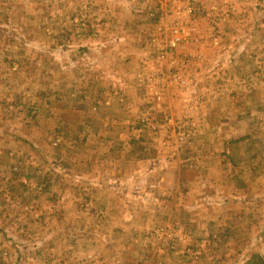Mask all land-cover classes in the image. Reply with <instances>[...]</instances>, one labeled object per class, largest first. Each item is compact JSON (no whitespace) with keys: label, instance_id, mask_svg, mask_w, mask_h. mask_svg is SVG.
<instances>
[{"label":"rangeland","instance_id":"1","mask_svg":"<svg viewBox=\"0 0 264 264\" xmlns=\"http://www.w3.org/2000/svg\"><path fill=\"white\" fill-rule=\"evenodd\" d=\"M141 1L112 0L118 6L128 3L137 6ZM3 3L9 7L7 11H0V52L5 49L16 56L14 60H9L10 72L6 80L18 83L24 89L31 86L34 91H40L49 80H60L58 61H51L52 65H49L48 58H55L54 54H59L63 43L68 40L109 38V29L99 27L97 21L103 19L96 14L98 7L92 5V0H5ZM248 3L250 7L246 11L236 12L243 16L240 18L242 23L233 24L224 30L223 42L228 45V51L216 54V59H212L216 65L214 71L197 77L190 95L191 103L184 107L192 110L189 109L190 112L180 123L165 129L170 131L175 128L189 136L188 141L179 142L180 149L185 152L200 148L208 150L207 154L217 156L215 162L218 163L219 171L203 173V182L193 186L194 193L188 198L190 201L187 200V204L183 203L178 208L177 214L182 221H178L177 214L171 210V222L179 225L181 222V234H186L189 239L184 241L176 237L175 242L160 241L161 228L168 227L172 231L176 229L171 223H163L170 215L171 205L167 201L170 202L174 195L156 192L157 186L149 187V205L152 207L147 206L146 200L139 199L146 205L139 203L131 207V211L135 212L131 229L128 220L117 222L119 225H116V229H124L127 223L126 228L132 235L117 234L118 237L110 239H116L115 244L133 246L128 264H245L252 254H259L264 258V65H261L262 69H258L254 63V54L260 40H264V0ZM81 4L85 8H80ZM105 7L108 13L109 7ZM238 8L243 9L240 5ZM139 40H143L142 36ZM205 53L208 55L209 51L206 50ZM13 63L16 65L15 71L11 70ZM254 67L262 71L260 76L255 75ZM46 68L52 70L53 76ZM33 94V105L31 100L24 101L21 98V102L16 105L9 101L8 107L0 108V146L20 148L26 153L34 148L43 152L44 158L60 149L61 145H51L54 138H50V132L47 138L38 135L37 140L31 141L26 134H20L32 133V128L37 132L45 131L43 124H34V120L44 118L43 100L39 101L40 105L37 103L38 97L43 98L40 96L42 92ZM33 94H25L24 98ZM160 114L164 121L163 113ZM29 118V123L23 122ZM12 119H19L18 123L13 125ZM152 120L156 125L154 118ZM6 122L8 125L2 124ZM136 125L140 129V121ZM157 127V131L155 127L148 128V136L159 139L164 147L169 146L173 140L172 134H165L161 126ZM14 130L17 133H9ZM51 130L59 132L54 128ZM195 139L200 141L196 145ZM34 191L26 186L17 190L9 189L8 196L11 198L0 205V261H4V264L9 260L23 264L35 259L34 257L39 259L38 262H44L48 256L46 251L37 253L38 257L35 254L38 251L34 247L36 244L39 249L44 246V240L48 239L50 231H57V234L66 232L65 234L74 236L73 230L80 229L82 224L87 230L96 225L92 220L81 224L78 217L80 205H72L68 207V211L64 207L55 212L65 214L62 215L64 220L51 221L50 225L47 224L50 231H41L39 235H35L36 229L39 230L46 224L43 219L39 222L38 218L46 217L45 212L51 211L42 199L44 196L35 194ZM159 196L165 197V205L158 202ZM44 204L46 208H43ZM160 204L164 206L165 213L155 215L154 208ZM123 208L124 204L121 203L116 211H122ZM35 214L39 217L36 218ZM49 236L48 240L52 239L55 243L61 240L56 234ZM72 239L76 240L75 237ZM228 243L231 245H227ZM200 244L202 247L198 248ZM188 248L193 251L186 253ZM197 248L201 253L194 254ZM204 248L205 252L201 251Z\"/></svg>","mask_w":264,"mask_h":264},{"label":"crops","instance_id":"2","mask_svg":"<svg viewBox=\"0 0 264 264\" xmlns=\"http://www.w3.org/2000/svg\"><path fill=\"white\" fill-rule=\"evenodd\" d=\"M3 2L5 0H1L0 11H7L9 6ZM92 2V5L98 7L96 14L103 19L97 21L99 27L109 29L108 40H68L63 43L59 54H54L55 58H48L49 65H52L51 61H58L57 72L61 76L57 82L49 80L44 89L40 90L43 98L38 97L37 100L38 105L43 100L44 118L34 120V124H43L45 131L37 132L32 128V133L20 132L30 137L29 141L37 140L38 135L47 138L49 132L54 135L50 138L61 134L63 141L60 149L51 152L49 156L45 155L44 160L43 152L34 148L26 153L20 148L0 146V205L11 198L8 196L9 189L17 190L26 186L35 190V194L43 195L42 199L51 211L45 212L46 217L38 218L39 222L43 219L46 224L39 230L36 229L35 235H39L41 231H50L47 224L50 225L51 221L64 220L62 215L65 214L55 212L64 207L68 211V207L72 205H80L78 217L81 224L92 220L96 225L87 230L82 224L80 229L73 230L74 236L67 235L66 232L57 234V231H50V234H56L61 240L58 243L48 240V234L41 251L37 244L34 247L38 251L35 253L37 256L39 252L46 251L48 256L44 262H38L39 259L34 257L35 259L23 264H128L133 246L115 244L116 239H110L117 234H131L126 228L127 223L124 229H116V225L118 221L128 220L131 229L135 216L131 207L139 203L145 204L139 199L146 200L147 206L152 207L149 205V187L152 185L157 186L156 192L160 194L174 195L170 202L167 201L173 209L170 207V215L163 223H171L176 228L173 237L188 241L189 236L181 234L182 223L179 225L171 222V213L177 214L178 208L190 201L188 198L194 193L193 186L203 182V173L219 171L217 156L207 154L208 150H176L173 140L169 146L164 147L159 139L149 137V127L145 131L141 127L138 129V125L135 126L141 118H154L156 125L161 126L165 134H173L174 129H165L180 123L192 108H184L173 97L165 98L158 105L152 104L149 102L150 98L135 83V76L141 65L138 47L142 40L139 39L144 37L148 26L145 11L129 3L118 6L112 0ZM105 6L109 7L108 13ZM80 8H85V5L81 4ZM96 14L93 12V15ZM6 52L5 49L0 52V108L8 107L9 101L16 105L21 102V98L24 101L31 100L33 105V93L41 92L34 91L31 86L24 89L18 83L6 80L10 72L9 60L16 58L13 53ZM254 55L255 65L262 69L264 40H260ZM11 70H16L14 63ZM46 70L53 76L51 69ZM261 74L262 71L256 68L255 75ZM192 92L190 90L187 95L190 97ZM25 94L33 95L24 98ZM183 110L187 111L181 113ZM160 113H163L164 121ZM30 118L23 122L29 123ZM18 120L12 119L11 122L16 125ZM2 124L8 125V122ZM156 125L150 124L154 127ZM52 128L57 129L59 134L53 132ZM14 132L16 131L9 133ZM194 141L195 145L200 142L197 139ZM188 173L192 175H186ZM157 200L165 205V197L159 196ZM121 203L124 208L116 211ZM45 204L43 208L47 207ZM128 209L130 212H127ZM154 212L155 215H163L165 208L160 204L155 206ZM35 217L39 216L35 214ZM177 217L178 221H182L178 214ZM74 237L76 240L72 239ZM201 244L204 245V242ZM201 244L198 248L202 247ZM198 248L194 254L201 253ZM205 250L206 248L201 251ZM190 251L193 250L188 248L186 253H191ZM74 257L77 258L74 260ZM6 262L18 264L13 260ZM0 264H4V261H0Z\"/></svg>","mask_w":264,"mask_h":264},{"label":"built area","instance_id":"3","mask_svg":"<svg viewBox=\"0 0 264 264\" xmlns=\"http://www.w3.org/2000/svg\"><path fill=\"white\" fill-rule=\"evenodd\" d=\"M248 1L253 0L138 2L136 7L145 11L148 26L138 47L141 65L135 83L150 98L149 102L158 105L165 98L173 97L185 107L190 105L188 92L195 87L199 74L214 71L216 65L212 59L215 55L228 51V45L223 42L224 30L242 23L240 18L243 16L236 12L246 11L250 7ZM239 5L243 9L238 8ZM152 121V118H141V128H154L150 126ZM154 129L157 131V125ZM173 129V145L178 150L181 148L179 142L190 138L183 131ZM61 142L60 134L54 138L52 145L57 147ZM160 232V241L175 242L171 229L164 227Z\"/></svg>","mask_w":264,"mask_h":264},{"label":"trees","instance_id":"4","mask_svg":"<svg viewBox=\"0 0 264 264\" xmlns=\"http://www.w3.org/2000/svg\"><path fill=\"white\" fill-rule=\"evenodd\" d=\"M245 264H264V258L259 254H252Z\"/></svg>","mask_w":264,"mask_h":264}]
</instances>
